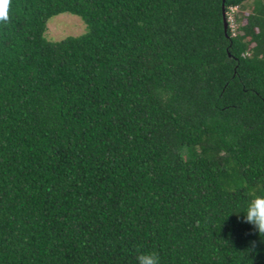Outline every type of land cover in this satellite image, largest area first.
Instances as JSON below:
<instances>
[{
    "label": "trees",
    "instance_id": "1",
    "mask_svg": "<svg viewBox=\"0 0 264 264\" xmlns=\"http://www.w3.org/2000/svg\"><path fill=\"white\" fill-rule=\"evenodd\" d=\"M61 12L85 32L48 40ZM10 16L0 264H264L243 222L264 196V0H12Z\"/></svg>",
    "mask_w": 264,
    "mask_h": 264
},
{
    "label": "clouds",
    "instance_id": "2",
    "mask_svg": "<svg viewBox=\"0 0 264 264\" xmlns=\"http://www.w3.org/2000/svg\"><path fill=\"white\" fill-rule=\"evenodd\" d=\"M12 0H0V24L10 23V9ZM243 222L252 225L256 234L264 238V196H255L248 203ZM239 214V213H235ZM256 242H251V249L254 250ZM137 264H160V256L156 251H139L136 256Z\"/></svg>",
    "mask_w": 264,
    "mask_h": 264
},
{
    "label": "rangeland",
    "instance_id": "3",
    "mask_svg": "<svg viewBox=\"0 0 264 264\" xmlns=\"http://www.w3.org/2000/svg\"><path fill=\"white\" fill-rule=\"evenodd\" d=\"M85 32L82 19L69 12H61L48 19L45 36L48 40L55 41L67 36H77Z\"/></svg>",
    "mask_w": 264,
    "mask_h": 264
},
{
    "label": "built area",
    "instance_id": "4",
    "mask_svg": "<svg viewBox=\"0 0 264 264\" xmlns=\"http://www.w3.org/2000/svg\"><path fill=\"white\" fill-rule=\"evenodd\" d=\"M233 9V8H232ZM231 9V10H232ZM229 22H230V28H231V30H233L234 29V26H233V24H232V21H231V16L229 15Z\"/></svg>",
    "mask_w": 264,
    "mask_h": 264
},
{
    "label": "water",
    "instance_id": "5",
    "mask_svg": "<svg viewBox=\"0 0 264 264\" xmlns=\"http://www.w3.org/2000/svg\"><path fill=\"white\" fill-rule=\"evenodd\" d=\"M223 27H224V32H225L226 31V28H227V22H226L225 19H224Z\"/></svg>",
    "mask_w": 264,
    "mask_h": 264
}]
</instances>
